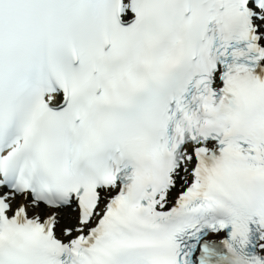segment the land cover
<instances>
[{"label":"snow or ice","instance_id":"1","mask_svg":"<svg viewBox=\"0 0 264 264\" xmlns=\"http://www.w3.org/2000/svg\"><path fill=\"white\" fill-rule=\"evenodd\" d=\"M0 264H264V0H0Z\"/></svg>","mask_w":264,"mask_h":264}]
</instances>
